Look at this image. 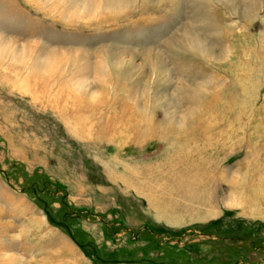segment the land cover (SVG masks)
<instances>
[{
    "label": "rangeland",
    "instance_id": "rangeland-1",
    "mask_svg": "<svg viewBox=\"0 0 264 264\" xmlns=\"http://www.w3.org/2000/svg\"><path fill=\"white\" fill-rule=\"evenodd\" d=\"M0 264H264V0H0Z\"/></svg>",
    "mask_w": 264,
    "mask_h": 264
}]
</instances>
